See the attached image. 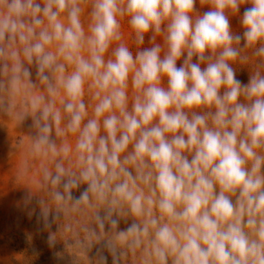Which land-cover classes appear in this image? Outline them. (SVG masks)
<instances>
[{"label":"clouds","instance_id":"9594fccd","mask_svg":"<svg viewBox=\"0 0 264 264\" xmlns=\"http://www.w3.org/2000/svg\"><path fill=\"white\" fill-rule=\"evenodd\" d=\"M200 3L0 0V111L31 118L57 213L104 210L89 235L112 264H264V0Z\"/></svg>","mask_w":264,"mask_h":264},{"label":"rangeland","instance_id":"374dc122","mask_svg":"<svg viewBox=\"0 0 264 264\" xmlns=\"http://www.w3.org/2000/svg\"><path fill=\"white\" fill-rule=\"evenodd\" d=\"M250 4L241 6L237 15L229 16L230 25L235 34H242L243 28L240 18L243 11ZM196 11L203 13L209 10L206 4L196 0ZM123 42L127 43L133 52L138 47L133 39V33L126 20L123 22ZM158 36L156 42H161ZM243 44V41H242ZM242 55L249 57L247 64L235 65L237 78L247 83L250 72L253 71L259 58L254 57L252 49H244ZM182 59L177 62L180 66ZM33 80H35V67L32 66ZM86 102L92 103L90 95H86ZM17 106L12 114L0 111V264H98L99 254L108 257V264H112V257L104 248L105 241H97L90 237L89 232L96 227L94 215L97 211L104 214L100 208L82 207L73 211L71 202L65 205L64 210L57 213L56 204L52 200V186L44 180V169L53 170L52 162L45 157L37 156L32 151L33 137L36 130L31 127V118L19 122L15 113L19 112ZM91 111V109H89ZM65 138H56L60 145ZM69 144L74 143V137L66 138ZM65 166H68L67 161ZM81 185L73 191L78 196L86 188ZM39 201H43L40 204ZM48 207L50 217L58 216L51 227H46L40 216L41 209ZM132 222L131 218L121 219L119 229H125ZM106 225L105 231L107 232ZM50 233L56 236L55 244L50 246L48 237ZM124 264H134L129 257Z\"/></svg>","mask_w":264,"mask_h":264}]
</instances>
